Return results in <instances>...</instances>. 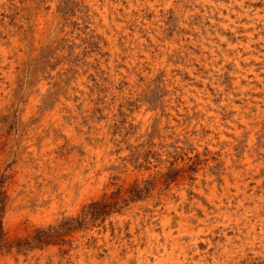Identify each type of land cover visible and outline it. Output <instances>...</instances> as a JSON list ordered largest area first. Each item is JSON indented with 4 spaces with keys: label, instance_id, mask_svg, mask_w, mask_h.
<instances>
[{
    "label": "rangeland",
    "instance_id": "rangeland-1",
    "mask_svg": "<svg viewBox=\"0 0 264 264\" xmlns=\"http://www.w3.org/2000/svg\"><path fill=\"white\" fill-rule=\"evenodd\" d=\"M9 262L264 264V0H0Z\"/></svg>",
    "mask_w": 264,
    "mask_h": 264
},
{
    "label": "bare ground",
    "instance_id": "bare-ground-1",
    "mask_svg": "<svg viewBox=\"0 0 264 264\" xmlns=\"http://www.w3.org/2000/svg\"><path fill=\"white\" fill-rule=\"evenodd\" d=\"M94 1V0H93ZM120 1V0H119ZM131 1V0H130ZM89 2H90V0H89ZM97 2V1H96ZM152 2V1H151ZM207 2V1H206ZM84 3H86V2H84ZM95 3V2H94ZM99 3V2H98ZM104 3H105V1H104ZM103 3V4H104ZM107 3V2H106ZM105 3V4H106ZM113 3V2H112ZM118 3V2H117ZM150 3V2H149ZM122 4V3H121ZM136 4H138L137 2H136ZM148 4V3H147ZM110 5H112V4H110ZM114 5V4H113ZM108 6V5H107ZM149 6H151V5H149ZM117 7V6H116ZM121 7V6H120ZM134 7V6H133ZM140 7V6H139ZM90 8V7H89ZM112 8V7H111ZM123 8V7H122ZM97 9V8H96ZM137 9V8H136ZM176 9V8H175ZM103 10V9H102ZM114 10V9H113ZM135 10V9H134ZM141 10V9H140ZM116 11V10H115ZM121 11V10H120ZM132 11V10H131ZM130 11V12H131ZM138 11V10H137ZM155 11V10H154ZM106 12V11H105ZM127 13H129V12H127ZM134 13V12H133ZM98 14V13H97ZM100 14V13H99ZM109 14V13H108ZM138 14V13H137ZM105 15V14H104ZM125 15V14H124ZM112 16V15H111ZM137 16V15H136ZM100 17V16H99ZM143 17V16H142ZM101 18V17H100ZM109 18V17H108ZM121 19V18H120ZM124 19V18H123ZM135 19V18H134ZM104 20H105V18H104ZM39 21V20H38ZM116 21V20H115ZM129 21V20H128ZM145 21V20H144ZM113 22V21H112ZM112 22H110V24L112 23ZM135 22V21H134ZM133 22V23H134ZM42 24V23H41ZM147 24V23H146ZM151 24H152V22H151ZM43 25V24H42ZM114 25V24H113ZM130 25V24H129ZM124 26V25H123ZM140 26V25H139ZM114 27H115V25H114ZM121 27V26H120ZM42 28V27H41ZM117 28V27H116ZM136 28V27H135ZM140 28V27H139ZM105 29V28H104ZM118 29V28H117ZM37 30V29H36ZM111 30V29H110ZM109 30V31H110ZM137 30V29H136ZM147 30V29H146ZM43 31V30H42ZM106 31V30H105ZM122 31V30H121ZM121 31H119L120 33H121ZM128 31V30H127ZM134 31V30H133ZM125 32V31H124ZM104 33V32H103ZM112 33V32H111ZM110 33V34H111ZM116 33V32H115ZM136 33V32H135ZM137 34V33H136ZM135 34V38L137 37V35ZM35 35H36V33H35ZM38 35V34H37ZM126 35V34H125ZM131 35V34H130ZM142 35V34H141ZM105 36V35H104ZM115 36V35H114ZM154 36V35H153ZM123 37V36H122ZM160 37V36H159ZM9 38V37H8ZM124 39V38H123ZM144 39V38H143ZM140 40V39H139ZM119 41V40H118ZM131 41V40H130ZM136 41V40H135ZM147 41V40H146ZM167 41V40H166ZM110 42V41H109ZM158 42V41H157ZM171 42V41H170ZM120 43V42H119ZM150 43V42H149ZM136 44V43H135ZM132 45V44H131ZM122 46V45H121ZM140 46V45H139ZM146 46V45H145ZM156 46V45H155ZM174 46V45H173ZM114 47V46H113ZM137 46H135V48H136ZM207 47V46H206ZM169 48V47H168ZM208 48V47H207ZM132 49V48H131ZM141 50V49H140ZM166 50V49H165ZM112 51H114V50H112ZM142 51V50H141ZM147 51V50H146ZM146 51H144L143 50V53L145 54V55H147L146 53ZM164 51V50H163ZM162 51V52H163ZM128 52V51H127ZM146 52V53H145ZM155 52V51H154ZM158 52V51H157ZM167 52V51H166ZM164 53V52H163ZM162 53V54H163ZM168 53H169V51H168ZM172 53H173V51H172ZM3 54V53H2ZM177 54V53H176ZM184 54V53H183ZM4 55H5V53H4ZM130 55V54H129ZM154 55V54H153ZM164 55V54H163ZM213 55V54H212ZM6 56V55H5ZM172 56V55H171ZM128 57V56H127ZM152 57V56H151ZM169 58V57H168ZM175 58V57H174ZM262 58V57H261ZM5 59V58H4ZM126 59H128V58H126ZM130 59V58H129ZM243 59V58H242ZM162 60V59H161ZM160 60V61H161ZM180 60V59H179ZM237 60V59H236ZM168 61H170V60H168ZM260 61V60H259ZM6 62V61H5ZM166 63V62H165ZM5 64V63H4ZM163 65V64H162ZM169 65V64H168ZM175 65V64H174ZM181 65V64H180ZM177 66V65H176ZM238 66H240V65H238ZM173 66H171V68H172ZM178 67V66H177ZM176 68V67H175ZM168 69V68H167ZM179 69H180V67H179ZM169 70V69H168ZM178 70V69H177ZM190 70V69H189ZM238 70V69H237ZM163 72V71H162ZM170 72V71H169ZM168 72V73H169ZM238 73V72H237ZM174 75V74H173ZM237 76V75H236ZM179 77V76H178ZM170 80V79H169ZM172 80V79H171ZM176 81V80H175ZM181 81V80H180ZM238 80H236L235 81V83H238L237 82ZM173 85V84H172ZM176 86V85H175ZM185 86V85H184ZM179 87V86H178ZM195 88V87H194ZM196 89V88H195ZM183 90V89H182ZM197 90V89H196ZM175 91V90H174ZM184 91V93H185V97H183V99H184V101L188 104V107L190 106V102L188 101L189 100V96H193V97H195L196 95L194 94V93H192V92H190L189 91V89L188 88H186V89H184L183 90ZM170 96V95H169ZM175 96V95H174ZM197 97V96H196ZM175 99V98H174ZM56 106H58V105H56ZM72 106V105H71ZM252 106V105H251ZM59 107V106H58ZM200 109V111H204L206 114V116L207 117H211L212 115H213V113L210 111V110H208L209 108L206 106V102L205 101H203L202 102V104L201 105H199L198 106ZM237 107V106H236ZM74 108V107H73ZM172 108V107H171ZM239 108V107H238ZM56 110H57V107L55 108ZM166 109V108H165ZM189 109V108H188ZM187 109V110H188ZM241 109V108H240ZM60 110V109H59ZM70 110V109H69ZM168 110V109H167ZM170 111V110H169ZM188 112V111H187ZM71 113V112H70ZM36 114V113H35ZM52 115V118H53V123L50 125L49 123H48V125H47V122H46V120H48L47 119V116L48 115ZM47 115V113H46V116H45V120L43 121L44 123H41L39 126H37L36 127V130H37V132H45V131H47V132H50V134L51 133H53V132H59V131H62V132H68V133H71V132H74V121L72 120V114L70 115V116H68V118L67 119H64V117H63V115L61 114V113H56V111H51L49 114ZM53 115H55L54 117H53ZM51 117V116H50ZM206 117V119H208ZM213 118V117H212ZM69 119H70V121H69ZM76 119V118H75ZM214 120H215V122H219L220 121V118L216 115L215 117H214ZM214 120H213V122H214ZM172 123V122H171ZM77 125V124H76ZM213 125V124H212ZM211 125V126H212ZM216 128V127H215ZM31 131V130H30ZM31 132H33V131H31ZM40 134V133H39ZM42 134V133H41ZM38 135V134H37ZM48 135V134H47ZM71 135H72V133H71ZM50 136V135H49ZM82 140V139H81ZM31 148V147H30ZM31 150H33V148H31ZM98 156V155H97ZM227 159V158H226ZM104 162V161H103ZM226 162L228 163V159L226 160ZM226 164V163H225ZM74 181V180H73ZM65 187V186H64ZM42 188V187H41ZM69 196H71V195H69ZM186 226V225H185ZM169 233V232H168ZM169 235V234H168ZM175 237V236H174ZM79 250V249H78ZM84 250V249H83ZM86 251V250H85ZM73 256V255H72ZM93 260H94V258H93ZM75 262V261H74ZM104 262V261H103ZM93 263V262H92ZM8 264H12V262H9ZM55 264V263H54ZM103 264V263H102ZM105 264V263H104Z\"/></svg>",
    "mask_w": 264,
    "mask_h": 264
},
{
    "label": "trees",
    "instance_id": "trees-1",
    "mask_svg": "<svg viewBox=\"0 0 264 264\" xmlns=\"http://www.w3.org/2000/svg\"><path fill=\"white\" fill-rule=\"evenodd\" d=\"M96 203L91 204L90 206H94ZM94 213V212H93Z\"/></svg>",
    "mask_w": 264,
    "mask_h": 264
}]
</instances>
